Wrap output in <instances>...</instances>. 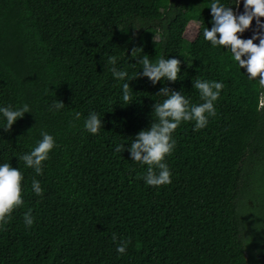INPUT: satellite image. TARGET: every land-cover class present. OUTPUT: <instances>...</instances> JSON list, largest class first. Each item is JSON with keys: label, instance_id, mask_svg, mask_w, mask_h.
I'll use <instances>...</instances> for the list:
<instances>
[{"label": "trees", "instance_id": "1", "mask_svg": "<svg viewBox=\"0 0 264 264\" xmlns=\"http://www.w3.org/2000/svg\"><path fill=\"white\" fill-rule=\"evenodd\" d=\"M210 3L0 0V105L31 108L10 130L0 128V163L24 177L23 204L0 226V264H260L247 253L260 220L247 200L264 206L253 188L264 177V86L227 48L204 40ZM192 22L200 29L189 40ZM143 55L177 57L181 74L155 85L133 77V101L124 102L125 81L113 78L108 57L131 77ZM197 78L222 81L216 114L198 131L192 122L176 128L166 157L171 183L149 186L142 179L147 165L115 146L150 125L152 105L163 99L159 88L202 102L192 88ZM59 100L64 107L53 109ZM89 111L102 117L97 134L83 128ZM41 129L56 144L37 175L17 156L34 146ZM33 178L41 196L31 189ZM29 208L30 227L23 220ZM123 239L130 243L118 254Z\"/></svg>", "mask_w": 264, "mask_h": 264}, {"label": "clouds", "instance_id": "2", "mask_svg": "<svg viewBox=\"0 0 264 264\" xmlns=\"http://www.w3.org/2000/svg\"><path fill=\"white\" fill-rule=\"evenodd\" d=\"M240 4V0H231L223 3L221 0H211L209 5L212 26L203 27L202 34L212 46H224L231 53L232 60L239 68H244L249 79L259 78V84L264 86V32H256L250 38H242L238 33H243L251 24L253 18L261 29H264V0H243L244 10L237 14L230 5ZM190 29L199 31L200 25H189ZM259 38L258 43L254 40ZM131 55L137 57L132 50ZM108 63L112 65L110 71L113 78L125 81L121 85L122 100H132V90L128 83L133 77H147L153 85L164 81L175 82L181 74V59L173 56L165 58L160 56L155 60L148 55L140 56L138 63L140 70L134 75L124 69H117L114 65L116 57L109 56ZM224 87L222 81L197 78L192 80V88L198 90L200 103H190L181 90L170 89L167 86L159 88L157 94L163 97L152 105V120L148 127L142 128L131 139L130 143H118L114 151L121 153L125 148L130 154L131 160L141 165H147L142 179L145 184L158 187L171 183V169L166 161L175 148L176 141L173 133L182 122H192L193 131H198L207 126L209 118L215 116V102L218 100ZM130 102V103H131ZM129 104V103H128ZM64 103L59 100L53 103L55 110L62 109ZM26 112H31L27 103L17 106L11 104L0 105V128L5 131L11 129L13 123ZM76 112V119L80 118ZM103 125L102 117L96 111H89L84 118L83 128L88 133L97 134ZM56 140L46 130L41 129L39 139L27 152L20 154L18 160H23L26 167H30L37 175L43 173V162L49 158L50 151L54 148ZM23 173L9 162L0 163V226L6 223L14 208L23 204L21 195V181ZM31 189L34 194L41 196L43 188L39 180H31ZM24 224L30 227L34 222L32 210L29 208L23 214ZM117 234H112V240L116 242ZM129 240H119L116 244V252H126Z\"/></svg>", "mask_w": 264, "mask_h": 264}, {"label": "flooded vegetation", "instance_id": "3", "mask_svg": "<svg viewBox=\"0 0 264 264\" xmlns=\"http://www.w3.org/2000/svg\"><path fill=\"white\" fill-rule=\"evenodd\" d=\"M249 204V203H248ZM250 206H256L257 211L260 214L259 223L256 225V239L253 240L252 244L248 247V255L250 252L254 254L256 259H260V264H264V206L260 205L258 202H252ZM259 232V233H257Z\"/></svg>", "mask_w": 264, "mask_h": 264}, {"label": "rangeland", "instance_id": "4", "mask_svg": "<svg viewBox=\"0 0 264 264\" xmlns=\"http://www.w3.org/2000/svg\"><path fill=\"white\" fill-rule=\"evenodd\" d=\"M205 23L206 24H210L211 23V20L210 19H206L205 20ZM197 23L195 22H192L190 23L189 25H196ZM189 25L187 26L186 28V31H185V37L189 40L193 39L195 34H196V31L193 30V29H190L189 28ZM263 104H264V100H263ZM261 178V177H260ZM254 187V192L258 195V197L260 198H264V177H263V181L260 183V181L256 184L253 185ZM248 203L250 204L251 201L250 200H247ZM243 209H245V205H243ZM252 210L249 211V213H251ZM259 233V232H257ZM256 229L254 228L253 231H250L249 232V238H248V245H251L253 240L256 239Z\"/></svg>", "mask_w": 264, "mask_h": 264}, {"label": "water", "instance_id": "5", "mask_svg": "<svg viewBox=\"0 0 264 264\" xmlns=\"http://www.w3.org/2000/svg\"><path fill=\"white\" fill-rule=\"evenodd\" d=\"M243 10H244L243 0H240V4L238 7L237 6L235 7V11L237 12V14H239L242 13ZM260 20L264 21V17H260ZM256 32H264V29H261L260 26L257 24L256 19L253 18L250 26L243 33H238V35H240L242 38H250ZM258 42H259V38L254 40V43H258Z\"/></svg>", "mask_w": 264, "mask_h": 264}]
</instances>
